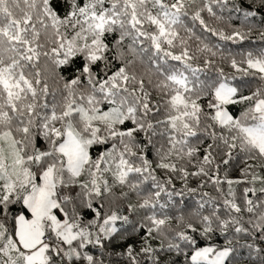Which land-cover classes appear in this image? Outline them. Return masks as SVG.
<instances>
[{
  "label": "snow or ice",
  "instance_id": "snow-or-ice-1",
  "mask_svg": "<svg viewBox=\"0 0 264 264\" xmlns=\"http://www.w3.org/2000/svg\"><path fill=\"white\" fill-rule=\"evenodd\" d=\"M0 264H264V0H0Z\"/></svg>",
  "mask_w": 264,
  "mask_h": 264
}]
</instances>
